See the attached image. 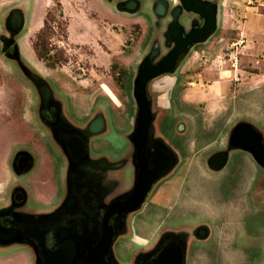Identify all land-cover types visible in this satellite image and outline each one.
Instances as JSON below:
<instances>
[{
	"label": "rangeland",
	"instance_id": "rangeland-1",
	"mask_svg": "<svg viewBox=\"0 0 264 264\" xmlns=\"http://www.w3.org/2000/svg\"><path fill=\"white\" fill-rule=\"evenodd\" d=\"M47 1L0 0V213L10 207L11 186L21 184L8 172L11 153L26 126L37 135L41 130L38 111L45 102L35 79L45 83L47 104L58 106L64 121L69 115L104 119L107 132L95 141L107 139L108 159L132 157L133 82L149 53L155 50V62L169 50L168 14L179 4L160 0L168 13L158 19L148 0L132 15L116 11L126 0H63L60 6L51 2L39 22ZM202 1L216 7L214 32L147 89L154 118L147 148L162 144L175 163L125 219L126 230L110 248L113 264H140L138 258L153 254L165 238L182 244V264H264V169L250 153L230 147L233 130L242 124L260 133L264 145V0ZM15 9L24 27L10 34L5 22ZM184 21L190 28L201 25L186 12L177 19L182 30ZM164 127L167 133L160 132ZM220 153L226 164L212 170L208 161ZM109 177V196L130 188L125 169ZM21 185L29 189L25 179ZM110 198L102 199L103 207ZM50 211L30 197L17 213L42 218ZM99 213L92 215L90 240L99 231ZM201 227L207 230L203 239L195 236ZM0 264H34L33 250L0 245Z\"/></svg>",
	"mask_w": 264,
	"mask_h": 264
},
{
	"label": "flooded vegetation",
	"instance_id": "flooded-vegetation-1",
	"mask_svg": "<svg viewBox=\"0 0 264 264\" xmlns=\"http://www.w3.org/2000/svg\"><path fill=\"white\" fill-rule=\"evenodd\" d=\"M168 15L170 16V13ZM170 21L172 22L171 16ZM170 25L171 23L165 28L166 41H169V50L166 51L160 60L151 62L153 66L160 62L174 46V41L168 37ZM190 26L185 22V30L181 28L183 37L190 31ZM180 57L177 61H179ZM112 94L116 98V94ZM131 96L134 100L133 93ZM39 109V129L41 128L39 134H35L31 130V126H26L22 133L23 140L18 142V150L11 153L8 172L11 178L20 179L21 184H23L24 179L28 181L29 189L21 184L18 186L11 184L7 198L10 207L0 213V245L25 244L33 250L34 264H43L42 256L38 252L37 242L26 237L22 239L14 237V235L17 234V227L25 222H36L40 226L45 227L53 223V226L49 227L44 235L45 249L51 254H57L56 257L60 259V264H85L88 253L95 247L100 238L102 218L105 211L114 201L122 199L133 191L136 166L131 136L134 127L129 135V143L133 151L132 157L125 159V161L108 159L106 157V148L109 146L107 139L102 142L95 141L97 136L102 135V138H104L107 132L104 119L93 118L88 121V116H82V118H77V116L75 118L69 115V122H72L69 123L64 121L66 120L65 118L63 120V116H60L61 111L58 106L55 107L46 102L41 103ZM95 121L102 122V128L97 132H92L90 127ZM164 131L167 133L165 127L164 129L162 128V131L160 130V132L165 133ZM157 146L158 144H152L148 149L146 145V151L153 155L157 151ZM94 153L96 154L95 156H93ZM26 166H28L27 169ZM150 168H152L151 163ZM123 169L126 171V180L130 188L122 194L120 192L115 194V196H109L110 189L106 188L110 184L109 174L111 172L119 174ZM32 174L34 175L32 176ZM27 175L31 176L30 179H26ZM113 183L116 184L114 181ZM30 197L42 207L49 208L51 210L50 213L42 218H30L17 213ZM106 197L112 198L103 207L101 202ZM97 210L100 212V228L96 238L90 240L88 232L91 229L93 216L96 215ZM127 216L128 213L121 216L114 215L110 218L108 223L110 227H122L115 237L118 234L122 235V232L126 230L125 219H127ZM204 229L206 235L203 238L207 236V230L206 228ZM198 230L195 232V236L200 238L197 234ZM167 239L165 238L161 244ZM161 244L153 254L138 258L139 263L152 264V260ZM102 264H113L110 253L104 258Z\"/></svg>",
	"mask_w": 264,
	"mask_h": 264
},
{
	"label": "water",
	"instance_id": "water-1",
	"mask_svg": "<svg viewBox=\"0 0 264 264\" xmlns=\"http://www.w3.org/2000/svg\"><path fill=\"white\" fill-rule=\"evenodd\" d=\"M142 0H126L119 3L117 10L120 12L135 14L141 5ZM178 5L169 13L172 19L169 27L168 37L174 41V46L168 54L156 65L151 64L152 55L155 50L145 57L139 66L137 77L133 82V98L136 105L135 126L131 136V142L135 151V183L131 194L122 199L114 201L105 211L102 218V229L100 238L95 247L88 253L85 264H102L104 258L108 255L113 239L119 227H110L108 225L112 216L132 213L140 208L145 201L152 185L161 177L166 175L175 163V158L162 144H158L155 154L150 155L146 151L148 142V133L153 122L151 113L150 100L147 96L146 88L150 81H153L163 75L170 74L174 71L177 59L184 55L187 49L195 43L203 42L211 35L216 28V7L212 2L202 0H178ZM153 11L158 19L164 18L167 13V5L164 1L158 0ZM183 12L193 14L202 22L200 26L190 28V31L183 37L180 27L177 25V19ZM24 27V17L18 9L12 10L5 22V29L10 34H16ZM7 43V42H6ZM10 43V42H9ZM8 45H6L7 47ZM16 48H13V53ZM13 56V54H11ZM13 59V58H11ZM39 86L37 93L40 100L47 102L50 94L44 82L37 81ZM41 86V87H40ZM44 87V90L41 88ZM41 89V90H40ZM56 107V106H55ZM102 128V122L95 121L91 124V131L97 132ZM230 147L251 154L254 161L264 169V145L262 144L261 134L254 130L248 124L237 126L230 137ZM225 154H215L212 156L208 165L212 170H220L226 164ZM150 163L152 168H150ZM28 166H26L27 169ZM40 226L36 222H25L17 227V234L14 237L33 239L37 242L38 252L42 256L43 264H60L57 254H51L45 249L44 235L49 227ZM198 237L203 238L206 233L204 228L198 230ZM183 246L177 240L168 238L161 244L159 250L153 258L152 264H182Z\"/></svg>",
	"mask_w": 264,
	"mask_h": 264
},
{
	"label": "crops",
	"instance_id": "crops-1",
	"mask_svg": "<svg viewBox=\"0 0 264 264\" xmlns=\"http://www.w3.org/2000/svg\"><path fill=\"white\" fill-rule=\"evenodd\" d=\"M158 0H148V2H151L152 4H153V6H154V4L157 2ZM26 2V1H25ZM51 0H48L47 2H46V4H45V7H44V10L39 14V22H41L42 21V19H43V17H44V13H45V10L46 9H48L49 7H50V4H51ZM63 2V0H60V3H62ZM145 2V0H142V2H141V5L143 4ZM140 5V6H141ZM26 11H27V13L25 12V14H28V22H29V24H30V21H32V16H30L29 17V15H30V11L31 10H28V9H30V2H29V6L27 5V3H26ZM28 8V9H27ZM116 11L119 13V14H126V13H124V12H120V11H118L117 9H116ZM127 15V14H126ZM129 15V14H128ZM29 26V25H28ZM135 212V211H134ZM134 212H132V213H128V215H132ZM127 217H129V216H127Z\"/></svg>",
	"mask_w": 264,
	"mask_h": 264
},
{
	"label": "trees",
	"instance_id": "trees-1",
	"mask_svg": "<svg viewBox=\"0 0 264 264\" xmlns=\"http://www.w3.org/2000/svg\"><path fill=\"white\" fill-rule=\"evenodd\" d=\"M55 5L60 6V0H51Z\"/></svg>",
	"mask_w": 264,
	"mask_h": 264
},
{
	"label": "bare ground",
	"instance_id": "bare-ground-1",
	"mask_svg": "<svg viewBox=\"0 0 264 264\" xmlns=\"http://www.w3.org/2000/svg\"><path fill=\"white\" fill-rule=\"evenodd\" d=\"M115 174H117V173L115 172Z\"/></svg>",
	"mask_w": 264,
	"mask_h": 264
}]
</instances>
